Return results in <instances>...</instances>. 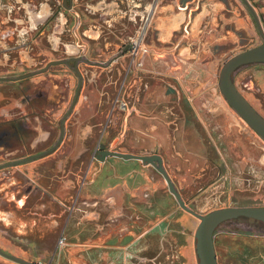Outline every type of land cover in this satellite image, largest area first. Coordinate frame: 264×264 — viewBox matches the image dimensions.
Instances as JSON below:
<instances>
[{"label":"flooded vegetation","instance_id":"af4514ba","mask_svg":"<svg viewBox=\"0 0 264 264\" xmlns=\"http://www.w3.org/2000/svg\"><path fill=\"white\" fill-rule=\"evenodd\" d=\"M164 8L187 21L175 35L174 44L161 46L158 19ZM112 10L136 22L133 34L122 32L124 24H112ZM194 18L195 22L203 20L197 42L189 38ZM214 19L212 27L210 20ZM92 24L99 26V33L94 35ZM254 34L259 38L257 43ZM179 40L186 44L178 52L180 56L188 55L190 61L202 56L206 71L199 97L192 85L185 97L180 94L182 105L200 116H191L196 123L189 124L186 137L202 146L198 167L191 172L186 169V197L182 196L186 205L204 215L218 208L264 206L232 205L241 185L251 194L256 180L251 166L244 168L239 158L242 118L230 105H224L220 88L224 66L236 55L264 43V0H0V193H7L18 182L21 194L32 190L26 181L27 166L57 153L68 129L77 125L98 129L87 140L97 146L92 161L103 155L101 151H117L111 146L112 134L127 122L136 105L134 100L140 107L134 117L143 127L152 128L151 123H145L148 120H168L170 116L150 114L158 104L151 91L160 82L171 86L168 75L175 71L168 66ZM109 75L116 77L109 80ZM232 81L264 117V63L239 67ZM228 113L231 117L226 119ZM19 119L18 135L15 127ZM155 128L164 136L170 133L160 122ZM166 159L181 172L178 168L182 164ZM37 170L44 173L49 169L39 163ZM187 213L199 226L200 219ZM3 234L8 241L17 242L7 232ZM63 237L58 238L55 253L63 247L59 245ZM213 239L218 264H264L261 221L247 217L227 220L216 228ZM0 249L34 264L53 263L24 259L1 245Z\"/></svg>","mask_w":264,"mask_h":264},{"label":"crops","instance_id":"0c3cea01","mask_svg":"<svg viewBox=\"0 0 264 264\" xmlns=\"http://www.w3.org/2000/svg\"><path fill=\"white\" fill-rule=\"evenodd\" d=\"M165 9L158 19L161 46L174 44L175 35L187 21V18L173 16ZM109 17L112 24L126 26L122 31L125 35L135 32V21L123 19L113 10ZM202 21L195 22L194 18L189 26L192 41H198ZM215 21L210 20L212 27ZM99 29V26L91 25L94 35L99 33ZM180 43L181 40L175 46L174 60L168 66L175 71L168 75L171 86L160 82L152 86L151 91L153 97L157 96L158 104L150 114L170 116L169 119L148 120L145 123H151L152 128L143 127L142 121L134 117L140 110L138 101L134 100L136 105L128 113L127 122L113 132L111 146L114 150L132 154L160 152L168 172L182 196L186 197V169L191 172L198 167L202 146L195 145L190 137H186L189 124L196 123L191 116H199V113L190 111L187 105L183 106L180 94H188L192 85L199 97L206 71L202 56L196 61H190L188 55L180 56L178 52L186 46ZM114 47H117L115 43ZM50 52L46 51L48 56H52ZM108 77L114 80L116 75ZM134 94H138L137 88ZM99 101L96 94V105ZM158 122L170 132L168 135L156 130ZM196 127L200 132L198 125ZM20 129L19 119L15 127L18 135ZM97 131L84 124L68 129L57 153L43 162L27 166L26 181L32 185V190L21 194L18 182L6 193V205H0V245L24 259L53 260L52 264L199 262L195 236L198 222L179 207L162 174L153 165L136 159L108 156L104 161H92L97 146L87 140ZM118 137L120 140L116 144ZM166 157L171 162L182 164L178 168L181 172H176ZM39 163L45 164L49 170L39 173ZM4 232L20 245L8 241L3 236ZM60 236L66 238V244L55 253ZM0 264L19 263L0 256Z\"/></svg>","mask_w":264,"mask_h":264},{"label":"water","instance_id":"95a60500","mask_svg":"<svg viewBox=\"0 0 264 264\" xmlns=\"http://www.w3.org/2000/svg\"><path fill=\"white\" fill-rule=\"evenodd\" d=\"M254 15H256L255 12ZM251 63H264V43L236 55L224 66L221 72L220 88L228 104L264 141V117L237 91L232 81V74L236 69ZM101 153L103 155L97 158L100 161H104L108 156L136 159L153 165L163 175L170 188V192L174 194L180 206L185 211L200 219V224L195 234L196 254L199 259V264H218L213 234L221 223L239 217L252 218L264 223V206L218 208L206 215L194 211L186 205L181 192L170 178L164 163V158L160 154H132L122 151H101ZM3 167L1 166V168ZM0 254L20 264H34L7 254L1 249Z\"/></svg>","mask_w":264,"mask_h":264},{"label":"rangeland","instance_id":"374dc122","mask_svg":"<svg viewBox=\"0 0 264 264\" xmlns=\"http://www.w3.org/2000/svg\"><path fill=\"white\" fill-rule=\"evenodd\" d=\"M243 15L247 16L246 12H243ZM253 36L255 37V43H257L259 41V38L256 34H254ZM233 53L234 52H231L230 54ZM213 102L217 103V101H215V98ZM223 103L226 107L229 106L225 99ZM232 114L235 116V119L238 118V116H236V113L232 112ZM225 117L227 119L231 116L228 113ZM230 120L232 121V119ZM238 141L240 150L238 151L237 149H235V151L239 152L241 165H244V168H248L249 166H251L250 172L252 175H255L256 186L255 191H251V194H249L245 189H243V185H241L239 192L237 191V193L234 194V201L232 202V205H264V141L258 134H255L251 130V128L243 119H240V132ZM7 170L9 171L12 169ZM242 170L243 169L241 168V171ZM247 196L250 197L248 198ZM7 200L8 199L6 193H4V196L3 193H0V205H6L5 203L7 202ZM195 264H199V262H196Z\"/></svg>","mask_w":264,"mask_h":264},{"label":"built area","instance_id":"2783aa9c","mask_svg":"<svg viewBox=\"0 0 264 264\" xmlns=\"http://www.w3.org/2000/svg\"><path fill=\"white\" fill-rule=\"evenodd\" d=\"M135 43H137V41ZM59 245H61V246L65 245V238L64 237L60 239Z\"/></svg>","mask_w":264,"mask_h":264}]
</instances>
